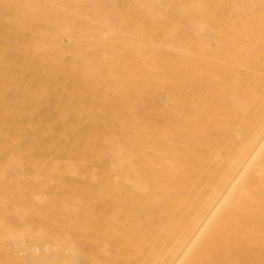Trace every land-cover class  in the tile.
Returning a JSON list of instances; mask_svg holds the SVG:
<instances>
[{"label":"bare ground","instance_id":"6f19581e","mask_svg":"<svg viewBox=\"0 0 264 264\" xmlns=\"http://www.w3.org/2000/svg\"><path fill=\"white\" fill-rule=\"evenodd\" d=\"M0 264H264V0H0Z\"/></svg>","mask_w":264,"mask_h":264}]
</instances>
